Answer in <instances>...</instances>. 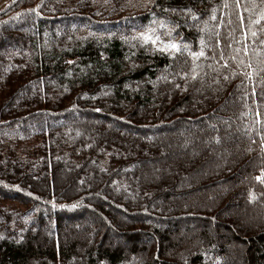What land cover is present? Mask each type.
<instances>
[{"label": "trees", "instance_id": "trees-1", "mask_svg": "<svg viewBox=\"0 0 264 264\" xmlns=\"http://www.w3.org/2000/svg\"><path fill=\"white\" fill-rule=\"evenodd\" d=\"M122 1L0 0V264H264V0Z\"/></svg>", "mask_w": 264, "mask_h": 264}, {"label": "rangeland", "instance_id": "rangeland-1", "mask_svg": "<svg viewBox=\"0 0 264 264\" xmlns=\"http://www.w3.org/2000/svg\"><path fill=\"white\" fill-rule=\"evenodd\" d=\"M101 3H106L107 0H98ZM152 0H125L122 1L123 5H125L129 10L141 11L147 5H149ZM112 5L110 4L109 7ZM130 36L134 38H138L141 41L150 43L153 47L158 48L160 50L166 52H172L181 48L188 49V44L182 42L179 37L173 34V26L169 23L168 20L157 18L155 16H151L150 19L144 24H138L132 28L129 33ZM145 37H148L146 40ZM171 45H176L175 48H172ZM177 149L180 146L174 145ZM22 209H20L21 211ZM33 211L30 210L26 215L25 219L28 215Z\"/></svg>", "mask_w": 264, "mask_h": 264}, {"label": "snow or ice", "instance_id": "snow-or-ice-1", "mask_svg": "<svg viewBox=\"0 0 264 264\" xmlns=\"http://www.w3.org/2000/svg\"><path fill=\"white\" fill-rule=\"evenodd\" d=\"M237 2H238V0H237ZM257 23H259V21H257ZM253 35H255V33H253ZM145 39L147 40L148 39V37H145ZM171 47L172 48H175L176 47V45H171ZM203 53H201V55H202Z\"/></svg>", "mask_w": 264, "mask_h": 264}]
</instances>
